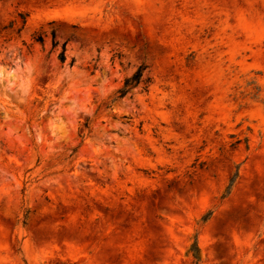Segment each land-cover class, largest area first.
<instances>
[{"label": "rangeland", "instance_id": "rangeland-1", "mask_svg": "<svg viewBox=\"0 0 264 264\" xmlns=\"http://www.w3.org/2000/svg\"><path fill=\"white\" fill-rule=\"evenodd\" d=\"M0 264H264V0H0Z\"/></svg>", "mask_w": 264, "mask_h": 264}, {"label": "trees", "instance_id": "trees-1", "mask_svg": "<svg viewBox=\"0 0 264 264\" xmlns=\"http://www.w3.org/2000/svg\"><path fill=\"white\" fill-rule=\"evenodd\" d=\"M24 20V18H23ZM25 22L23 21V25ZM52 46L53 48H56L58 46V43L55 41V34L52 32ZM37 41L39 43L42 42V38H38ZM66 45H62L61 51L58 55V61L63 64L66 61ZM145 71L146 67H140L137 69V71L129 78H126L123 82L122 87L116 92V98L115 101L124 99L133 89L137 88L140 84H148L150 80L148 78H145ZM192 252L196 253L197 249L195 247L192 248ZM197 261V259H196Z\"/></svg>", "mask_w": 264, "mask_h": 264}]
</instances>
